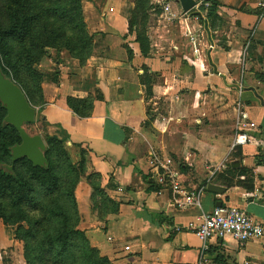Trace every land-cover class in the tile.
Instances as JSON below:
<instances>
[{
  "label": "crops",
  "instance_id": "0c3cea01",
  "mask_svg": "<svg viewBox=\"0 0 264 264\" xmlns=\"http://www.w3.org/2000/svg\"><path fill=\"white\" fill-rule=\"evenodd\" d=\"M150 1L142 23L139 0H89L87 61L65 50L44 61L59 82L43 70L38 116L90 159L74 190L78 229L110 264H264V236L204 243L189 230L220 207L264 226V0H194L189 13ZM69 98L93 99L90 114L76 115ZM168 172L203 192L200 207L177 203ZM4 229L0 248L15 242Z\"/></svg>",
  "mask_w": 264,
  "mask_h": 264
},
{
  "label": "trees",
  "instance_id": "16d2710c",
  "mask_svg": "<svg viewBox=\"0 0 264 264\" xmlns=\"http://www.w3.org/2000/svg\"><path fill=\"white\" fill-rule=\"evenodd\" d=\"M210 1V0H209ZM82 0H12L10 15L13 14L15 25L7 30H0V69L9 77V70L5 66L4 40L7 36L27 37L32 33L33 23L42 22L44 28L49 27L52 17L59 20V30L56 39L59 45L56 49L68 51L74 58L84 63L92 51L93 36L90 35L83 18ZM215 9L209 11L212 16ZM46 25H45V24ZM48 32V30H46ZM37 33V32H36ZM67 33V34H66ZM66 39V40H64ZM40 52L48 45L47 36L40 38ZM31 54V52H30ZM25 92L29 102L30 98L24 88L16 82ZM31 105L36 107V105ZM93 99L76 100L69 98L70 109L83 118L90 114L93 108ZM7 111L0 103V199L8 197L12 199L14 206L20 207L28 204L39 190H47L51 196V203L44 207L40 216H33L27 227H19L17 239L24 244V261L26 264H110L100 252L93 248L84 232L78 229L80 216L74 197V190L85 173L78 172L70 187L69 192L59 195V178L56 171L59 166L52 163L50 148L51 144L64 143L50 135H46L45 141L48 149L46 157L49 167L37 168L26 158L14 165L13 173L4 170L3 166L12 165L11 148L21 143V138L12 126L4 124ZM38 119V118H37ZM13 132L15 137L8 141L5 137ZM27 162L30 166L32 181L26 180L17 170L18 164ZM92 184L95 185L97 193L99 190V176L91 175ZM98 181V182H97ZM34 196V197H33ZM106 202L109 203L108 199ZM0 219L4 223L8 221L4 217L3 204L0 202ZM47 226V227H46Z\"/></svg>",
  "mask_w": 264,
  "mask_h": 264
},
{
  "label": "rangeland",
  "instance_id": "374dc122",
  "mask_svg": "<svg viewBox=\"0 0 264 264\" xmlns=\"http://www.w3.org/2000/svg\"><path fill=\"white\" fill-rule=\"evenodd\" d=\"M88 1L89 0H82L83 7L84 3ZM11 2L12 0H0V30H7L15 25L13 14L10 15L12 11L9 10V8H11ZM150 2V0H139L137 5V15L139 16V21L142 23L145 21L147 11L152 8ZM83 18L85 21L86 17L84 12ZM86 25L88 28L87 23ZM32 28V33L27 37L21 38L19 37L20 35H11L5 38L3 45L5 66L9 70L11 78L15 82H18L28 93L30 102L42 110V108L48 103L43 91V77L46 74L45 72H48L49 70L50 72L52 71L51 74L54 76L52 83L58 84L59 82V73L55 72L54 66L52 64H44V61L47 59H50L53 61V64H55L59 58V49L55 48L59 45L58 40L55 38L59 30V20H56L54 16L52 17L51 22H49V27L44 28L42 22H37L33 23ZM46 30H48V32H46ZM88 31H90L89 28ZM42 36H47L49 45L43 49V53L40 52L41 44L39 42ZM43 65H46V67H43ZM26 129L32 135L40 134L46 137V135L49 134L46 124H44L42 120V115L38 116L36 123L28 125ZM12 137H15L13 132L7 134L5 138L10 141ZM51 137L59 139L56 135ZM49 148L52 163L55 166H59L56 171V175L59 178V184L61 185L58 189L59 195L63 192L67 194L70 187H72V185L74 186L73 182L78 174L77 171L73 173L71 168L77 169L80 173L87 170L90 172L91 167L88 153L72 146L68 147L64 143L60 145L58 142H54ZM29 169L30 166L27 162L18 164L17 166L18 172L26 180L31 182L32 177ZM48 193L47 190H39L36 193V197L33 196L34 198L22 207H20V205L14 206L12 199L8 197L0 199L1 204H3L4 217L8 221L7 223H4L3 220L0 219V227L3 226V229L5 228L4 236L7 238L8 242L9 240H12V238L15 241L12 244H9L7 248L4 246L0 248V254H2L3 257L0 259V264H26L24 261V244L17 239L16 232L19 227H27V222L34 220L32 219L33 216L34 218L38 215V217H41V211H43L44 207L49 205L53 200ZM101 197L102 199H105L103 194H101ZM104 204L108 208L111 207V204L106 202V200ZM2 240L3 237L0 236V243Z\"/></svg>",
  "mask_w": 264,
  "mask_h": 264
},
{
  "label": "water",
  "instance_id": "95a60500",
  "mask_svg": "<svg viewBox=\"0 0 264 264\" xmlns=\"http://www.w3.org/2000/svg\"><path fill=\"white\" fill-rule=\"evenodd\" d=\"M185 13H189L197 6L194 0H177ZM0 103L7 111L4 124L12 126L18 132L21 143L11 148L12 165L2 168L13 173L14 165L26 158L34 167L47 168L49 161L46 157L48 149L44 136L30 134L26 127L34 124L38 118V109L31 105L23 89L0 69ZM208 190L213 193H223L221 187L210 185Z\"/></svg>",
  "mask_w": 264,
  "mask_h": 264
},
{
  "label": "built area",
  "instance_id": "2783aa9c",
  "mask_svg": "<svg viewBox=\"0 0 264 264\" xmlns=\"http://www.w3.org/2000/svg\"><path fill=\"white\" fill-rule=\"evenodd\" d=\"M165 176V175H164ZM174 193L181 199L177 203L183 206H201V191H188L180 182L177 173L168 172ZM159 183L163 185L165 178L161 177ZM164 178V179H163ZM189 230L195 233L204 243L213 238L225 239L231 237L240 245H246L253 239L264 236V226L256 222L247 212L237 208L220 207L208 215L203 216L200 225H190ZM208 250V246L204 247Z\"/></svg>",
  "mask_w": 264,
  "mask_h": 264
}]
</instances>
